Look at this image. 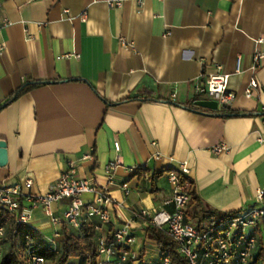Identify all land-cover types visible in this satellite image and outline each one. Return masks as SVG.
<instances>
[{
    "label": "crops",
    "instance_id": "1",
    "mask_svg": "<svg viewBox=\"0 0 264 264\" xmlns=\"http://www.w3.org/2000/svg\"><path fill=\"white\" fill-rule=\"evenodd\" d=\"M259 38L264 0H123L120 7L107 0H0V104L34 84L0 109L7 150L0 183L29 179L27 191L44 194L73 162L78 178L117 203L111 223L92 217L96 237L128 225L132 264H164L146 229L153 213L173 211L168 177L180 174L181 162L203 205L186 214L197 227L252 205L264 188V64L249 69L254 51L264 53ZM218 65L236 97L212 109L202 102L213 101L192 92ZM252 75L259 87L246 97ZM219 144L226 150L212 152ZM111 161L118 164L109 181L104 167ZM82 198L89 202L93 194ZM67 205L63 199L50 209L61 218ZM30 212L29 226L59 250L66 225L51 222L41 206Z\"/></svg>",
    "mask_w": 264,
    "mask_h": 264
},
{
    "label": "built area",
    "instance_id": "2",
    "mask_svg": "<svg viewBox=\"0 0 264 264\" xmlns=\"http://www.w3.org/2000/svg\"><path fill=\"white\" fill-rule=\"evenodd\" d=\"M139 4L142 0H135ZM123 0H107L109 7H120ZM82 13L81 19H85ZM264 39H256L255 44H261ZM123 46H130L131 42L120 38ZM3 46L0 45V51ZM68 55H65L67 57ZM264 64V53L255 50L252 56V63L249 67L253 74ZM241 71V57L236 58L235 72ZM229 74L222 70V66L216 67V73L209 74L205 81L196 80L193 85V92L196 97H203L211 100L217 106H230L236 94L228 88ZM259 85L254 75L250 76L248 85L244 89V95L250 97L252 90ZM175 96V95H173ZM261 125L264 129V114L261 115ZM260 141H262L260 139ZM115 150L118 151L119 144L115 142ZM224 144L214 146L212 152L218 154L226 150ZM159 158V155H156ZM117 161H111L105 165L104 170L109 181L113 178V172ZM178 170L182 175H187L189 169L186 162H181ZM169 180L173 184L171 203L173 211L170 213L157 212L150 216L149 223L163 230L178 245V253L184 256L189 264H261L256 259L259 249L264 248V188H258L253 195V204L225 217L220 222L206 226L205 229H198L186 221L185 209L190 199L187 185H179L176 173H170ZM31 180L20 183H0V206L11 216H14L17 223L29 225L32 208L41 206L44 213L50 217L53 223H62L78 229L82 222L92 220L96 217L101 225L110 222V210L117 204L106 190L100 189L95 183L78 178L75 175L73 162H68V168L63 171L56 183H53L44 194H33L27 191L31 187ZM121 187L125 195L129 193L126 183ZM93 194V199L85 202L82 198L84 193ZM66 199L68 205L61 218L51 212V205ZM29 202V206L24 205ZM142 215H148L142 210ZM98 229V226H95ZM3 227H0L2 235ZM111 238L100 235L96 237V264H132L129 257V246L135 238L129 231L128 225L115 228ZM30 264H44L41 256L33 254L32 250L27 253ZM168 264V259H164Z\"/></svg>",
    "mask_w": 264,
    "mask_h": 264
},
{
    "label": "trees",
    "instance_id": "3",
    "mask_svg": "<svg viewBox=\"0 0 264 264\" xmlns=\"http://www.w3.org/2000/svg\"><path fill=\"white\" fill-rule=\"evenodd\" d=\"M33 83L26 82L19 89L13 92L8 98L0 104V109L7 106L12 100H15L20 94L27 92L33 87ZM136 99V97H128L126 100ZM231 115H242V113H231ZM142 174V171L139 172ZM179 185L181 187L187 185V190L190 195L189 202L185 209V215H197L201 211L203 205L197 194L194 183L185 175L178 174ZM223 218H216V222H220ZM186 221L188 219L186 218ZM215 221L212 222V224ZM0 227H3L0 241L8 240L9 247L3 254L0 255V264H30L28 261V251L32 250L33 254L41 256L44 259V264H72L73 260H77L76 264H96L97 248H96V229L95 223L92 220L82 222L78 229L73 231L68 230L66 226L61 228V247L59 250L47 245L42 234L33 227L17 223L14 216L9 215L0 206ZM198 229L205 227L195 226ZM147 235L152 238L157 245V249L168 259V264H189L188 260L178 253L177 243L170 238L163 230L149 223L146 229ZM112 236H108L110 239ZM262 236L259 241H262ZM19 242V245H17ZM16 247L21 249L22 256L16 253ZM256 259L261 260L264 264V248H260Z\"/></svg>",
    "mask_w": 264,
    "mask_h": 264
},
{
    "label": "water",
    "instance_id": "4",
    "mask_svg": "<svg viewBox=\"0 0 264 264\" xmlns=\"http://www.w3.org/2000/svg\"><path fill=\"white\" fill-rule=\"evenodd\" d=\"M203 105L210 107L212 109H216L215 102H202ZM7 162V150H6V143L3 140H0V166H4Z\"/></svg>",
    "mask_w": 264,
    "mask_h": 264
},
{
    "label": "rangeland",
    "instance_id": "5",
    "mask_svg": "<svg viewBox=\"0 0 264 264\" xmlns=\"http://www.w3.org/2000/svg\"><path fill=\"white\" fill-rule=\"evenodd\" d=\"M9 241L8 240H2V241H0V255L1 254H3V252L4 251H6L7 249H8V247H9ZM19 245V242H17V245L16 246H18ZM16 253L20 256V255H22V251H21V249H18L17 247H16ZM22 256H20V258H21Z\"/></svg>",
    "mask_w": 264,
    "mask_h": 264
}]
</instances>
